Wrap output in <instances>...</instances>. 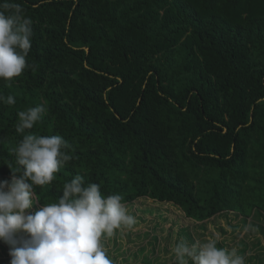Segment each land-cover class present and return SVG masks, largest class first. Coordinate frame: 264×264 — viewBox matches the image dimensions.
Here are the masks:
<instances>
[{
	"label": "trees",
	"instance_id": "trees-1",
	"mask_svg": "<svg viewBox=\"0 0 264 264\" xmlns=\"http://www.w3.org/2000/svg\"><path fill=\"white\" fill-rule=\"evenodd\" d=\"M15 2L32 19L31 67L0 79L16 101L0 102V180L19 167L23 135H60L73 159L35 186L39 207L80 174L123 204L264 223V0ZM41 104L42 120L17 133L18 112Z\"/></svg>",
	"mask_w": 264,
	"mask_h": 264
},
{
	"label": "clouds",
	"instance_id": "clouds-1",
	"mask_svg": "<svg viewBox=\"0 0 264 264\" xmlns=\"http://www.w3.org/2000/svg\"><path fill=\"white\" fill-rule=\"evenodd\" d=\"M23 12L15 0L0 2V79L9 85L31 67L26 58L32 47V19ZM0 102L16 103L12 95L3 94ZM256 104H264V96ZM46 112L44 104L19 111L16 132L31 130ZM71 150L72 145L60 135L31 133L23 135L14 149L19 167L10 181L0 180V240L10 245V264H113L104 238L136 224L121 195L105 196L97 183L85 186L80 174L64 184L58 203L44 204L34 214L26 212L37 201L35 186L51 184L73 159ZM217 244L218 238L192 245L180 240L173 252L177 264H246L236 249Z\"/></svg>",
	"mask_w": 264,
	"mask_h": 264
},
{
	"label": "rangeland",
	"instance_id": "rangeland-1",
	"mask_svg": "<svg viewBox=\"0 0 264 264\" xmlns=\"http://www.w3.org/2000/svg\"><path fill=\"white\" fill-rule=\"evenodd\" d=\"M1 180L10 181L11 177ZM124 205L135 217L136 224L132 229L122 228L113 237L104 238L113 264H176L173 249L180 240L192 245L204 243L209 238H218V243L226 250L236 249L245 257L246 264H256V261L264 264V223L261 225L255 218L243 224L240 216L227 212L195 222L170 203L144 197ZM40 208L35 202L26 212L34 214ZM186 230L195 239L194 243L186 238ZM9 249L10 245L0 240V264H10Z\"/></svg>",
	"mask_w": 264,
	"mask_h": 264
}]
</instances>
